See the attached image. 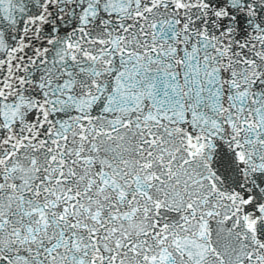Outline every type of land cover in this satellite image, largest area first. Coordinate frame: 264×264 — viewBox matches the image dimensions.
I'll use <instances>...</instances> for the list:
<instances>
[{
	"label": "snow or ice",
	"instance_id": "obj_1",
	"mask_svg": "<svg viewBox=\"0 0 264 264\" xmlns=\"http://www.w3.org/2000/svg\"><path fill=\"white\" fill-rule=\"evenodd\" d=\"M0 264H264V0H0Z\"/></svg>",
	"mask_w": 264,
	"mask_h": 264
}]
</instances>
